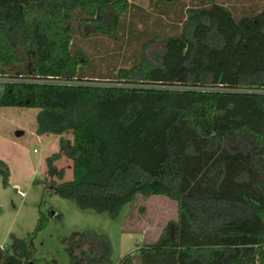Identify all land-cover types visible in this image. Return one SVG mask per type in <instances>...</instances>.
<instances>
[{
	"label": "trees",
	"instance_id": "obj_1",
	"mask_svg": "<svg viewBox=\"0 0 264 264\" xmlns=\"http://www.w3.org/2000/svg\"><path fill=\"white\" fill-rule=\"evenodd\" d=\"M219 1L189 9L183 32L156 36L134 66L93 78L77 36L91 25L117 39L131 3L0 0V71L12 78L0 82V108L39 110V135L72 133L60 147L74 179L55 181L64 171L53 155L52 192L113 219L139 197L176 202L173 230L140 249L142 264H264V10L237 18ZM176 2L150 7L170 18ZM158 39L153 64L146 51ZM0 174L9 187L2 161ZM46 227L41 216L35 232ZM98 240L107 260L110 241ZM27 245L0 244V264H27Z\"/></svg>",
	"mask_w": 264,
	"mask_h": 264
},
{
	"label": "rangeland",
	"instance_id": "obj_2",
	"mask_svg": "<svg viewBox=\"0 0 264 264\" xmlns=\"http://www.w3.org/2000/svg\"><path fill=\"white\" fill-rule=\"evenodd\" d=\"M127 1L133 9L123 20L117 39L90 35L95 29L91 25L84 26L77 36V44L93 60V68L86 70L93 78H106L113 70L134 66L140 60L142 47L156 36L180 35L188 10L201 5V0H178L168 18L154 12L150 0ZM219 3L237 18L264 10V0ZM163 49V41L158 39L147 48L146 56L153 64H159ZM11 79L8 72L0 71V82ZM38 113L37 109L0 108V161L10 171L7 188L0 174L2 248L13 251L15 240H27V264H120L126 256L133 258V264H142L140 249L157 242L166 229L173 230L178 217L176 202L163 196L139 197L113 219L107 213L80 209L74 201L55 195L49 188L52 179L46 162L53 155H60L56 166L64 171V177L55 181H73V163L60 147L61 138L72 141L73 137L71 132L39 135ZM41 216L47 219V227L36 233ZM98 237L110 241L112 253L107 260Z\"/></svg>",
	"mask_w": 264,
	"mask_h": 264
}]
</instances>
